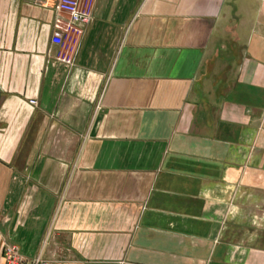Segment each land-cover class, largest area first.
<instances>
[{
  "label": "crops",
  "instance_id": "crops-1",
  "mask_svg": "<svg viewBox=\"0 0 264 264\" xmlns=\"http://www.w3.org/2000/svg\"><path fill=\"white\" fill-rule=\"evenodd\" d=\"M58 1L0 0V264H264V0Z\"/></svg>",
  "mask_w": 264,
  "mask_h": 264
},
{
  "label": "built area",
  "instance_id": "built-area-1",
  "mask_svg": "<svg viewBox=\"0 0 264 264\" xmlns=\"http://www.w3.org/2000/svg\"><path fill=\"white\" fill-rule=\"evenodd\" d=\"M57 11L67 15L69 26L85 25L92 20V14L89 10L82 7V0H59ZM52 40L56 44L63 42V33L57 29L52 36ZM37 104L36 100L31 101ZM4 264H49L42 259L41 256L28 258L21 254L18 246L7 243L4 247Z\"/></svg>",
  "mask_w": 264,
  "mask_h": 264
},
{
  "label": "water",
  "instance_id": "water-1",
  "mask_svg": "<svg viewBox=\"0 0 264 264\" xmlns=\"http://www.w3.org/2000/svg\"><path fill=\"white\" fill-rule=\"evenodd\" d=\"M1 101H2V91H1V86H0V105H1Z\"/></svg>",
  "mask_w": 264,
  "mask_h": 264
}]
</instances>
